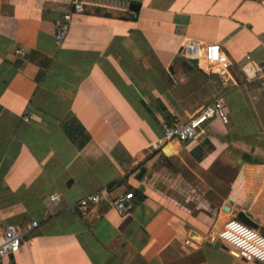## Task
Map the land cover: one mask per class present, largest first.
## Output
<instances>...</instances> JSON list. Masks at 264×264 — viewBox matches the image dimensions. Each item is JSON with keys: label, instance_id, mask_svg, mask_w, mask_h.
Segmentation results:
<instances>
[{"label": "crops", "instance_id": "0c3cea01", "mask_svg": "<svg viewBox=\"0 0 264 264\" xmlns=\"http://www.w3.org/2000/svg\"><path fill=\"white\" fill-rule=\"evenodd\" d=\"M129 1L130 14L74 15L56 43L70 0H0V230L25 232L0 264H259L217 233L239 216L264 233V80L240 69L246 54L264 66V6ZM208 41L228 53L232 79L179 52ZM216 97L228 123L209 118L190 142L153 148L162 120H185ZM27 109L35 117L23 121ZM126 191L134 199L120 215L113 201ZM94 192L106 197L98 216L64 209Z\"/></svg>", "mask_w": 264, "mask_h": 264}, {"label": "built area", "instance_id": "2783aa9c", "mask_svg": "<svg viewBox=\"0 0 264 264\" xmlns=\"http://www.w3.org/2000/svg\"><path fill=\"white\" fill-rule=\"evenodd\" d=\"M251 1L264 6V0ZM130 7L131 2L129 0H70V9L63 12L57 20L54 32L55 42L60 43L65 38L74 15L84 14L91 9H105L130 14L133 12ZM187 48H189L188 55H186ZM179 52L194 59L195 64L200 65L202 63L206 72L215 73L224 80L232 79L229 55L220 44L213 41L199 45L187 42ZM15 53L24 54V49L19 47ZM244 60L247 62L240 66V69L244 73L246 81L258 79L263 82L264 66L253 60L249 54L244 56ZM232 84L236 85L237 83L233 82ZM33 117H35L33 110L27 109L21 115V120L29 121ZM213 117H217L224 124L228 123V115L220 97L214 98L185 120L180 118L162 120L160 123L161 135L152 143V146L154 149H162L174 140L188 143L196 137L197 132L202 129L208 119ZM133 199L134 194L131 191L118 195L113 201L117 213L123 215L129 211ZM47 200L50 205L57 206L62 201V195L59 191H53L48 195ZM105 201L104 193L94 192L76 201L66 202L64 209L75 212L79 217H84L89 213H96L98 216L97 210ZM37 224V221L32 220L29 228H34ZM24 233L12 224H8L0 230V263L12 258L19 251ZM217 235L220 240L232 248V252L237 257L245 261L264 264V233L258 229L234 217L223 224Z\"/></svg>", "mask_w": 264, "mask_h": 264}, {"label": "rangeland", "instance_id": "374dc122", "mask_svg": "<svg viewBox=\"0 0 264 264\" xmlns=\"http://www.w3.org/2000/svg\"><path fill=\"white\" fill-rule=\"evenodd\" d=\"M230 178V174H227L226 177H223V179H225L226 181L222 182L221 184H215L213 183V188L214 190L217 192V193H220V194H224L226 189H227V185H228V180ZM201 187V185L199 186V188ZM202 188L204 187H201L200 189L203 190ZM207 194L209 195V199H211V201L214 203L216 202V194L211 190H207ZM225 210V208H224ZM226 222V221H225ZM218 234V233H217ZM218 237V235H217Z\"/></svg>", "mask_w": 264, "mask_h": 264}, {"label": "water", "instance_id": "95a60500", "mask_svg": "<svg viewBox=\"0 0 264 264\" xmlns=\"http://www.w3.org/2000/svg\"><path fill=\"white\" fill-rule=\"evenodd\" d=\"M136 6H137L136 4L131 3V7H130L131 10H132V11H135L136 8H137ZM188 54H189V48L186 49V55H188ZM186 55H185V56H186ZM190 61L193 62V63H195V60L192 59V58H190ZM141 172H143V168L141 169ZM137 198H138V200L141 199L140 196H138ZM239 218H240V220H241L242 222H244L245 224H247V225H249V226H251V227H254L253 224H252L248 219H246V218H241V216H239ZM254 228H255V227H254Z\"/></svg>", "mask_w": 264, "mask_h": 264}]
</instances>
